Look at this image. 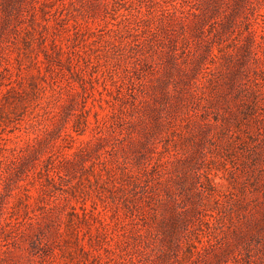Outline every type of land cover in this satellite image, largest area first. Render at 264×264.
I'll return each mask as SVG.
<instances>
[{
    "label": "rangeland",
    "instance_id": "374dc122",
    "mask_svg": "<svg viewBox=\"0 0 264 264\" xmlns=\"http://www.w3.org/2000/svg\"><path fill=\"white\" fill-rule=\"evenodd\" d=\"M0 264H264V0H0Z\"/></svg>",
    "mask_w": 264,
    "mask_h": 264
}]
</instances>
